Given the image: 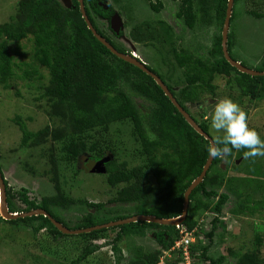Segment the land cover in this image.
Instances as JSON below:
<instances>
[{
    "label": "trees",
    "instance_id": "16d2710c",
    "mask_svg": "<svg viewBox=\"0 0 264 264\" xmlns=\"http://www.w3.org/2000/svg\"><path fill=\"white\" fill-rule=\"evenodd\" d=\"M243 1H233L229 30L238 14L236 8ZM171 2L176 3L173 19L181 27L179 32L165 21H158L155 25L141 23L129 29V42L151 46L155 50L156 55L151 59L155 65L152 66L149 62L144 64L161 79L184 111L213 138L209 132V124L205 120L197 121L190 111V105L200 108L202 95L206 93L214 98L217 90L215 80L218 78L224 80L225 90L232 92L235 89L239 92V102L243 99L250 103L261 102L264 100V75L240 73L223 56L221 30L228 0ZM83 3L86 15L99 35L120 53L131 55L135 52L125 50L99 28V21L108 20L109 13L98 5L97 0H83ZM161 6V3H150V8L156 12L160 11ZM118 14L121 16V12L118 11ZM247 14L257 19L264 17V14L253 11H248ZM124 23L127 25L125 21ZM184 29H211L210 47L198 43L190 48L182 46ZM119 34L120 38H126L125 43L130 44L125 29ZM28 44L30 51L25 49ZM12 45L15 46L14 49ZM233 47L232 30L228 32L227 50L233 60L239 61L231 56ZM11 52L23 60L21 58L22 61H16ZM254 70H264V56ZM14 80L22 82V86L27 85L25 88L29 91L37 93L34 101H44L47 105L45 115L49 122L53 124L57 121V124H49L32 132L21 117L14 119L21 133L19 146L22 149L38 148L47 142L51 143L52 154L47 174L54 193L42 196L39 201L31 200L24 188L16 192L8 186L0 166L9 213L20 214L44 209L54 220L70 230L94 227L134 215L164 219L181 215L184 192L200 175L208 158L209 142L185 121L150 76L117 58L93 36L81 16L77 0H69V6L63 5L59 0L17 2L15 14L0 25V85L9 90L14 87ZM15 94L21 97L17 87ZM135 98L146 104L144 112L135 103ZM116 125H127L130 129L131 145L125 150L129 153L128 161L116 157L115 148L119 149L124 144L122 137L118 138L119 132H116V139L111 135V129ZM93 134L97 138L91 141ZM57 145H60L63 163L72 167L74 175L79 173L75 164L83 156L92 163L108 158L102 163L104 173L99 174L105 175L106 183L111 189H117L115 197L109 203L131 204L134 214L102 219L99 217L100 212L105 211L106 215L113 213L106 208V204L75 201L68 197L61 185L60 162L54 154ZM244 151L246 149L239 152L233 149L230 155L224 157V169L223 158L213 159L203 181L189 196L187 216L180 227L186 232H192L197 240L189 248L194 264H229L228 257L234 260V264H264V257L261 256L264 239L258 232L259 227L256 228L251 248L245 251L229 248L228 256L213 258L208 255L216 224L224 227L218 218L223 207L232 198L236 199V210H232L236 215L247 213L253 216L257 208L264 206V197L252 201L249 193L244 194L254 184L256 189L264 190V168H250L248 179L225 177L229 170H237L234 158L242 157ZM134 161L137 163L132 165ZM263 195L264 192L261 193ZM15 200H19L22 206L18 207ZM73 206H79L77 210L81 214L76 224L70 226L56 210L67 211ZM91 209H95V212L92 213ZM202 213L214 214L209 232H203L198 225V218ZM0 222L11 224L16 229H28L34 238L39 232L46 231L57 243L61 239L64 241L76 238L83 246L81 251L78 249L79 255L68 264L92 263L88 257L102 248V245L94 242L109 237L108 233L112 231L115 232V237L111 241L105 240L103 246H110L114 252V264H122L124 260L119 243L126 237H145L150 233L159 245V248L148 253L138 250L139 254L136 253L128 261L129 264H157L162 256L161 249L169 250L180 237L176 227L145 222L80 235L62 234L49 218L42 215L10 221L0 217ZM177 257L169 258L165 264H182L181 253Z\"/></svg>",
    "mask_w": 264,
    "mask_h": 264
},
{
    "label": "rangeland",
    "instance_id": "374dc122",
    "mask_svg": "<svg viewBox=\"0 0 264 264\" xmlns=\"http://www.w3.org/2000/svg\"><path fill=\"white\" fill-rule=\"evenodd\" d=\"M18 1L0 0V25L8 21L15 14ZM59 1L66 6L67 3L69 4V0ZM106 1L112 5L115 11L121 12L120 17L127 24L125 32L128 42L130 41L128 37L129 29L141 23L155 25L158 21H165L172 27H176L175 30L177 32L181 30V27L173 19L176 3L171 2V0ZM150 3L154 5L161 3L160 11L156 12L152 10ZM121 6L125 7V9ZM248 11L264 14V0H244L236 8V14H238L229 30H233L234 33V47L231 56L239 60L238 62H241L245 67L255 69L258 67L261 57L264 56V17L257 19L249 16L247 14ZM98 26L110 35L104 22L99 21ZM211 34V29L208 31L184 29L182 36L183 43L181 42L182 46L190 48L196 46L198 43L209 48ZM115 42L120 44L125 50L135 51V55L144 62H149L152 66L155 65V62L151 59L153 58L152 56L156 55V52L151 46L145 47L134 42H129L130 44H128L116 39ZM11 47L14 49L15 46L12 45ZM25 49L30 51V45H26ZM11 54L16 58V61H20L22 58L13 52ZM162 71L165 70L163 69ZM223 83L224 80L221 78L215 80L217 87L215 97L213 98L208 93L203 94L200 108L190 109L196 120L199 122L205 120L209 124L210 134L214 137L216 133L210 127V114L215 104L219 100L227 97L237 103L247 113L249 127L255 129L260 135V138L264 140V100L250 103L247 99H243L242 102H239V92L235 89L232 92H228V90H225L226 87ZM12 84L14 87L9 90L2 88V85H0V166L8 186L13 191L17 192L24 188L27 191V197L29 199L39 201L42 196H50L54 193L52 183L48 179L49 174H47L50 169L49 158L52 154V145L50 142H47L38 148L22 149L19 146L21 133L14 123V119L21 117L26 123V127L32 132H36L49 124L54 126L57 124V121L53 122V124L49 122L48 116L45 115L47 108L45 102L34 101L37 93L29 91L25 88L27 85L22 86V82L20 81L14 80ZM16 87L20 90L21 97L15 94ZM206 100L208 102H205ZM135 103L140 106L142 112L145 111L146 104L142 100L135 98ZM29 118L30 120H28ZM129 130L127 125H116L111 129V135L115 139L116 132H119L118 138L121 136L124 140V144L119 149L115 148L116 157L119 160H130L127 156L129 153L125 151L131 145L129 144ZM121 133L122 135H120ZM96 138L97 135L93 134L91 141ZM59 148L60 145H57L54 154L60 162L59 167L62 173L61 185L68 197L75 201L84 200L88 203L106 204V208L111 209L113 213L106 215L105 211L100 212L99 217L102 219L111 218L114 215L128 216L134 214L131 204L109 203V200L115 197L117 189H111L107 185L105 175L92 172V162L86 156H83L80 159L81 161L75 164V169L79 170V173L74 175L72 167H67L63 163V154ZM234 159L236 160L235 166H237V170H229L225 176L226 179L235 177L248 179L250 177L247 176V173L250 168L255 166L264 168V157L255 158L254 160L257 163L250 162L251 160L245 159L244 156L240 158L235 157ZM225 162L226 159L223 158V169ZM136 163L134 161L131 164ZM263 192V189H256V184H254L251 188L248 187L244 194L249 193L251 200L257 201L258 199H263L264 195L261 196ZM235 201L236 199L232 198L222 209V213L218 219L223 223L224 227L216 224L213 230L212 243L208 251L210 257L215 258L219 255L228 256L229 248L235 251H245L251 248L252 241L257 233V227H259V234L264 239V206L257 208L253 216L247 213L236 215L232 213V210H236L234 209L236 208ZM15 203L18 207L22 206L19 200H15ZM78 208L79 206H73L67 211L62 209H57L56 211L66 223L73 226L81 214L77 210ZM91 211L95 212V209H91ZM213 217L214 214L209 213H202L199 216L198 225L203 232H209L211 230V220ZM108 235L109 237L95 242L96 245H102V248L94 253L93 256H89L88 260L92 263L86 264H114L116 260L114 252L110 246H103V243L105 240L111 241L112 237H115V232H109ZM196 242L197 240L194 237L193 244H196ZM82 246L83 244L76 238H68L64 241L61 239L57 243L46 231L39 232L34 238L28 229H16L11 224L0 222V264H68L79 255ZM119 247L124 257L121 263L129 264L128 261L134 258L136 253L139 254L138 250L143 253H148L159 248V245L154 240V236L148 233L145 237H126L119 243ZM262 247L261 256L264 257V245ZM161 250L162 255L167 258V255L170 253L164 249ZM173 258H177V255L171 254V259ZM227 261L229 264H234V260L231 257H228Z\"/></svg>",
    "mask_w": 264,
    "mask_h": 264
},
{
    "label": "water",
    "instance_id": "95a60500",
    "mask_svg": "<svg viewBox=\"0 0 264 264\" xmlns=\"http://www.w3.org/2000/svg\"><path fill=\"white\" fill-rule=\"evenodd\" d=\"M77 1L79 4V10H80L81 16H82L84 22L86 23L87 28L92 32L93 36L103 46H105L113 55H115L117 58L133 65L134 67L142 70L145 74L150 76L156 82V84L162 89V91L168 97V99L171 101V103L177 108V110L183 116L185 121L194 129V131L196 133H198L200 136H202L205 140H207L210 143L212 140L210 135L205 133L198 126V124L195 122V120L192 119L186 111H184V109L177 103L176 99L172 96L171 92L168 90V88L165 86V84L161 81V79L157 75L152 73L142 61L138 60V58L134 57L133 55H126V54L118 52L101 35H99L96 32L95 28L90 23L87 15H86L83 0H77ZM233 1L234 0H228L226 11H225V17H224V21H223V25H222V30H221V48H222L223 56H224L225 60L232 67H234L238 72L244 73V74H247L250 76H263L264 70L263 71H256L254 69H249V68L243 66L238 61L233 60L228 53L227 41H228L230 18L232 15ZM67 6H69L68 3H67ZM111 26H112V30L116 34H118L120 31L123 30L122 21H121L119 15L117 13H114L113 16L111 17ZM190 108H195V106L193 104H191ZM107 160H108V158L103 159L99 162L92 163V167H91L92 172L104 173V168L102 167V163L107 161ZM212 161H213V158H210L208 155V158L206 159V162L202 168L200 175L191 182V184L188 186V188L184 192L183 210H182L181 215L174 217V218L164 219V218H156V217L150 216V215H134V216L122 219V220L113 221V222L105 223L102 225H97L94 227L70 230V229L64 227L61 223L54 220L43 209H36V210H32V211L20 213V214L19 213H14V214L9 213L7 203H6L5 184H4V179L2 178L1 173H0V216L2 219L6 220V221H10V220L18 219V218H27V217L42 215L44 217L49 218V220L53 224V226L56 227V229L64 235L87 234V233H90V232L95 231V230L107 229V228H111V227H116V226H120V225L136 223V222L155 223V224L162 225V226H172V227L178 228V227H180L181 223L184 221V219L187 216V211H188V206H189V196H190L191 192L203 181L210 165L212 164Z\"/></svg>",
    "mask_w": 264,
    "mask_h": 264
},
{
    "label": "clouds",
    "instance_id": "9594fccd",
    "mask_svg": "<svg viewBox=\"0 0 264 264\" xmlns=\"http://www.w3.org/2000/svg\"><path fill=\"white\" fill-rule=\"evenodd\" d=\"M210 127L216 133L207 146L210 158H224L233 149L238 152L246 149L243 152L245 159L264 157V140L255 129L249 127L247 113L231 99L225 97L215 104L210 114Z\"/></svg>",
    "mask_w": 264,
    "mask_h": 264
},
{
    "label": "built area",
    "instance_id": "2783aa9c",
    "mask_svg": "<svg viewBox=\"0 0 264 264\" xmlns=\"http://www.w3.org/2000/svg\"><path fill=\"white\" fill-rule=\"evenodd\" d=\"M179 234L180 237L168 251L170 254L167 255V258L162 255L157 264H165V261H169V258H171L172 253L177 254V256L181 253L182 264H194L189 252L190 245L194 242L192 232H186L184 229H181Z\"/></svg>",
    "mask_w": 264,
    "mask_h": 264
},
{
    "label": "flooded vegetation",
    "instance_id": "af4514ba",
    "mask_svg": "<svg viewBox=\"0 0 264 264\" xmlns=\"http://www.w3.org/2000/svg\"><path fill=\"white\" fill-rule=\"evenodd\" d=\"M97 3H98V5L99 6H101L102 7V9L103 10H105V11H107L109 14H108V20H103V22L106 24V28L109 30V29H111L112 30V26H111V17L113 16V14L114 13H117L118 14V12L117 11H115L114 9H113V7H110V4L106 1V0H97ZM66 6V5H65ZM107 6V7H106ZM112 6V5H111ZM110 11H111V13H110ZM119 15V14H118ZM119 17H120V15H119ZM120 19H121V21H122V25H123V29H125V27H126V25H125V23H124V21L122 20V18L120 17ZM100 28V27H99ZM101 29V28H100ZM111 30H109V32H110V36H111V38L115 41V39L116 40H120V41H123V42H125V39H123V38H120V34L118 33V34H116L113 30V32L115 33H113ZM107 34V33H106ZM117 43V42H116ZM118 44V43H117ZM119 45V44H118ZM131 55H133V56H135L136 58H138V60H141L143 63H144V61L141 59V58H139V57H137L136 55H135V52L134 53H132ZM146 64V63H145ZM31 200H33V199H31ZM36 201V200H35ZM34 210H36V209H34ZM44 210V209H43ZM32 211V210H31ZM91 211V210H90ZM29 212V211H28ZM92 213H94L93 211H91ZM25 213V212H24ZM1 217V216H0ZM98 242V241H97ZM95 243V242H94ZM98 244V243H97Z\"/></svg>",
    "mask_w": 264,
    "mask_h": 264
}]
</instances>
